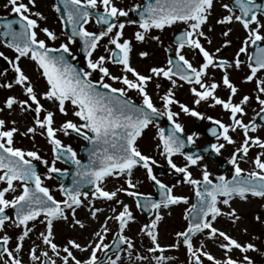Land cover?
I'll list each match as a JSON object with an SVG mask.
<instances>
[{
  "label": "snow or ice",
  "instance_id": "obj_1",
  "mask_svg": "<svg viewBox=\"0 0 264 264\" xmlns=\"http://www.w3.org/2000/svg\"><path fill=\"white\" fill-rule=\"evenodd\" d=\"M216 2L148 0L144 5L136 4L130 11L139 19L132 21L137 24V30L130 39L125 38L126 25L120 22L129 11L118 7L115 0H59L52 6L53 10L61 14L62 25L71 26V32L66 35L65 42L52 47L48 42L57 41L59 36L49 27L41 26L40 22L46 21L47 17L36 10L37 0H7L4 7H10L14 17L0 18L3 20L0 37L4 38L3 47L13 56L0 51V58L10 66L13 76L8 79L6 72L0 71V78H3L0 89L11 91L15 88L19 95H6L0 101V113L7 110L11 116L17 111L32 112L34 116L31 125L22 132L15 119L0 118V185H3L0 186V233H3L0 235V264H125L121 252H126L127 264H170L174 258L163 253L181 247L185 250L186 264H253L247 253L256 251V245L251 241L242 242L215 225L219 218H226L232 226L241 221V215L232 206L237 199L264 201V138L254 135L260 127L257 118L264 121V46H261L264 44V4L257 0L220 3L226 14L215 23L239 25L244 33L230 61L218 54L232 44L231 40L224 39L213 51L204 46L205 42L212 44L209 33L214 28L209 20ZM93 18L97 25L103 26L101 30H88L86 26ZM175 25H183V28L174 35L172 44L164 48L166 53H174L166 59V64L149 67L147 74L133 67V39L140 43L148 39L160 42L159 35L150 33L153 30L163 32ZM232 31L233 28L228 27L221 35L227 38ZM41 34L44 38H40ZM105 38L106 43L102 45ZM77 42L80 44L77 52H82L86 61L81 68L70 63L76 59L72 45ZM249 46L254 52L247 55L248 72L243 82L254 84L259 110L245 122V106L249 105L251 97L243 95L238 102L234 101L239 89L230 79L229 70L241 69V54L248 53ZM100 47H103V54L94 55ZM185 50L194 55L198 53L201 62L194 65L186 58ZM148 55L147 51L139 52L141 58ZM25 60L38 72L43 90L38 91L37 84L22 67ZM109 65L119 66V74H114ZM215 70L221 73L219 82ZM160 78L168 81L170 86L159 97L161 107H157L148 86ZM114 83L120 86L115 87ZM184 85H188L193 105L219 106L227 113L229 122L205 115L197 107L178 101L175 90ZM221 86L228 90L226 98L217 95ZM155 87L159 89L160 83L156 82ZM133 91L140 97L139 103L129 97V92ZM45 103L51 107H46ZM173 105H177L179 111H173ZM181 113L210 122L209 131L216 141L209 146L211 152L219 155L227 146H233L227 161L232 166L230 179L225 175L213 178L206 165L202 166L200 178L193 177L190 168L201 167L202 157L188 154L183 149L186 143L194 144L199 134L192 132L185 140L184 126L179 122ZM57 114L64 117L58 125ZM161 117L167 118L170 125L167 129L155 123ZM150 126L156 128L153 137L156 151L166 160L171 173L182 177L176 183L192 187L195 203L189 205L187 196L174 192L176 183H164L154 173L158 161L143 152L139 144ZM18 133L32 138L36 135L44 137L51 147V162L43 159L37 150L16 147ZM58 133L66 137L74 134L90 146L87 163L78 158L77 152L70 144H65ZM233 133L242 139L237 142ZM253 148L259 151L249 158ZM177 155L183 157L182 165L174 161ZM58 160L75 166L71 185H58L62 199H56L44 185L33 163L39 161L45 165L49 174L47 179L53 178L51 174L67 176L68 169L56 167ZM241 160L252 167L242 168ZM137 169L144 170L146 179L153 182L159 199L137 190L138 181L133 179ZM109 179L120 182L119 186L109 189ZM121 193L132 198L137 209L150 214L138 230L149 241L145 248L147 255L137 251L133 239L125 234L130 222L136 218L129 204L120 198ZM97 201L105 206H96ZM181 204L189 205L183 214L186 226L175 232L171 244L162 245L158 228L163 219L162 210ZM260 207L264 209V203ZM81 208L87 209L86 220L77 218V210ZM8 209L13 210V215H8ZM105 211L111 215L104 216L85 243L75 238H67L63 244L55 242V222L63 221L70 228L85 230L89 221H99ZM253 219L264 225L261 214L254 215ZM110 220L117 226L112 244L105 243L111 231ZM38 225L43 226V230L37 232L41 243L33 242L22 256L25 240L31 239ZM8 226L19 229L13 247H9L13 237L5 232ZM242 232L246 235L247 228ZM209 244L221 251L219 257L209 251ZM110 251L113 255L108 254ZM98 253H103L104 259Z\"/></svg>",
  "mask_w": 264,
  "mask_h": 264
},
{
  "label": "rangeland",
  "instance_id": "obj_2",
  "mask_svg": "<svg viewBox=\"0 0 264 264\" xmlns=\"http://www.w3.org/2000/svg\"><path fill=\"white\" fill-rule=\"evenodd\" d=\"M258 1V0H257ZM7 0H0V17L3 16H8L11 15V11H10V7L9 8H5L4 5L6 4ZM26 2V0H25ZM124 2V0H115V3L117 4L118 7L125 9L124 4H122ZM221 2H229V0H217V2L214 4V8L212 10V16L210 17L209 22L213 25L214 31L209 33L210 38L212 39V44L209 45L206 42L204 43V46L209 50V51H213L215 47H218L222 44L224 39H229L232 41V44L230 46H228L227 48L223 49L221 53H219L218 55L226 58L228 60H232L234 58V54L235 52L238 50L239 46H240V41L242 39V37L244 36L243 30L241 29V27L239 25H218L215 23L216 19L219 18L220 16H222L223 14H226L224 12V10L221 8L220 3ZM53 0H37V8L36 10L41 11L46 17V21H42L41 26H47L49 27L51 30L55 31L57 33V35L59 36V39L55 42H51L49 41V45L52 47H58L59 44L61 42H65L64 41V35L62 33L61 30V25H59V21L58 18L53 10ZM178 26H183V25H175L173 26L171 29H173V31L178 29ZM89 31H95V25L94 23L91 21L87 26ZM228 27L233 28V31L229 34V36L227 38L223 37L221 35V31L224 29H227ZM137 30L136 27H130L129 25H126L125 29H124V36L125 38H133V34L134 32ZM207 30V29H205ZM168 30L164 31L163 34H167ZM162 34V33H161ZM160 32L158 31H152V33H150V35H161ZM40 38H44L43 34H41ZM104 43H106V38L104 41L101 42V44L103 45ZM77 44L72 45V50L73 53L77 55ZM250 51V46L249 49ZM0 51H3L5 53V55H8L9 57L13 56V53L3 47V45L0 42ZM141 51H147L149 53V55L145 58H141L139 56V52ZM188 54V59L190 61L193 62L194 65L198 64V58L196 55H194L192 52L187 51ZM99 54H103V47L98 48L97 52L94 55H99ZM2 59V58H1ZM131 60H132V65L133 67L137 68L139 71L146 73L147 74V70L149 67L151 66H161L166 64V55H165V51H164V47L162 46V43L157 42V41H153L151 39L146 40L143 43L140 42H136L133 39V51L131 53ZM85 62L81 63L80 66L84 67L85 66ZM22 67L24 68V70L26 71V73L31 76L34 80V82L37 84V89L38 91L43 90V81L40 80L38 72L34 71V66L31 62L29 61H22ZM110 70L114 73V74H119V66H113V65H109ZM0 71H4L6 72L7 78L11 79V77L13 76V73L9 67L8 70H3L0 67ZM217 72H219L218 70H215ZM214 71V72H215ZM248 69L246 66H241V69L236 70V69H230L229 70V75L230 77H241L242 79L245 77V75L247 74ZM264 75V74H262ZM95 78V76H94ZM3 78H0V80H2ZM242 81L237 82L238 84L236 85L238 88H240L241 90L238 92L240 93L239 95L243 96V95H249L251 98L255 97L257 95V92L255 91L254 88V84L249 82V83H244ZM159 82L160 83V88L157 89L155 87V83ZM166 83H162V78H160L158 81H154L153 83H150L148 86V91L152 96L153 102L156 104V106L161 102L159 97L161 95L164 94V92L167 90V88L170 86L169 82L166 81ZM109 83H112L111 81H109ZM166 84L167 87H165L164 85ZM113 86L115 87H119V84H113ZM183 91H186L185 89H183V87H178L175 90V98L183 103L188 104L190 107H197V110L204 113V109L207 106V104L202 103L199 106H195L191 103V97L190 94L186 91V93H184ZM226 91V90H225ZM9 94H14V95H19V90L18 89H13L11 91L9 90H3L0 89V101H2L4 99V97L6 95ZM217 95L221 96V98H226L227 97V93L222 95L220 92L217 93ZM129 97L136 101V102H140V97L138 96L137 93L133 92H129ZM21 99H23V96H20ZM236 98V97H235ZM235 101V99H234ZM252 100L250 99V102ZM237 102V101H235ZM249 102V103H250ZM46 107H51L50 105H48L47 103H45ZM172 108L174 109V111H179V108L177 105H173ZM245 110H249L248 106H245ZM205 114V113H204ZM206 115H212L211 110L209 111V113H207ZM0 118H4L7 120H12L15 119L17 121V127L20 128L21 132L24 131L26 126H30L32 123V119L30 116H28L26 113H20L19 111L13 113L11 116H9L7 114V110L4 113H0ZM194 117L191 116H186L183 113H181L180 117H179V122L184 126V135L187 137L188 134H191L192 132H196L199 134L198 139L195 140V143L192 144V146H196V147H203V145H205L207 142L208 143H215V139L214 140H209L207 139L206 135L202 134L201 131L204 130V128H206L209 125V121L204 119L202 120L200 123H194L193 121ZM64 119V117L60 116L59 114H57L56 116V122L57 125L61 122V120ZM156 132V128L154 126H150L148 129L145 130L143 137L140 139L139 144H140V148L143 152H145L146 154L149 155H153L154 158L158 161V165L159 166H154V173L157 175V168L161 167L164 170V175L162 177H159L157 175V177L159 179H161L164 183H167L169 185H172L174 183H176L178 180L182 179V177L177 176V175H173L170 171V169L168 168L167 164H165L161 158V156L158 154V152L155 149V143L156 141L153 139L154 135ZM59 137L62 139V141L65 144H70L73 149L77 152L78 158L80 160H83V158L79 155V151L82 147L85 146V141L81 138H78L74 135H72L71 137H66L63 136L62 134H59ZM233 137L237 140V142H239L242 137L236 133L232 134ZM254 135H259L262 138H264V129L258 128L257 132ZM15 146L19 147L21 149L24 150H37L39 152V154L43 157V159L48 160L49 162H51L52 160V153H51V147L50 145L47 143L46 139L42 136L36 135L35 138H32L31 136H21L18 134H16L15 136ZM227 151L224 152L222 150L221 155H230V153L232 152L233 146H228V148L226 147ZM259 149L253 148L250 150L249 152V158H251L256 152H258ZM228 157V156H226ZM174 161L177 164H183V158L180 156H175ZM227 159V158H226ZM39 169H40V174L41 178L44 182V185L49 187L51 193L56 197V199H62L60 192L58 191V185L59 183L56 182L54 179H47L46 177L47 175V168L45 167L44 164L40 163L39 161H34L33 162ZM209 164V165H208ZM199 165L201 167L198 166H192L190 168V171L193 174V177L195 178H200L201 176V171H202V166H207L209 172L212 173V175L217 174L218 170L216 168L217 167V163H210L208 158H202L199 161ZM240 166L246 170L250 169L252 167V165L250 163H246V162H240ZM56 167L61 168V169H68V166H65L64 164H62L60 161L56 162ZM174 177H177L178 179H175ZM134 182L138 181V191L145 193V194H151L152 197H154L155 193H154V189L152 187V185L150 184V182L146 179V176L144 174V170L142 169H137L134 173ZM118 181L109 179V181L107 182V187L109 189H113L114 186H119ZM3 186V185H0ZM174 192L176 194L179 195H184L187 196L189 199V205L192 204V191L190 189V185H186V184H182V183H176V188L174 189ZM9 198H11V196H9ZM120 198L127 204H129L131 211L133 212V215L135 216V221L134 222H130L129 228L126 229L125 234L127 236H129L130 238L133 239V241L136 244V250L141 252L144 255H147L145 248L148 245L149 241L147 240L146 237H142L141 234H139V228L145 223L147 222V220L149 219V217H145L144 214H142L137 207L135 206V202L132 200V198L127 197L125 195H123L122 193L120 194ZM264 203V201H260L259 199L253 198L250 199L248 202H243V201H239L238 199L232 204L233 207H235L238 211V213L241 215L242 219L241 221H239L235 226L230 225V223L227 221L226 218H219L218 222L216 223V227L222 228L226 231H228L231 235L235 236L236 238L240 239L242 242H248L251 241L252 243H254L256 245V251H249L247 253V255L252 259L253 264H264V230H261L260 225L253 219L254 215L256 214H261L262 216H264V209H262L260 207V205ZM189 205H177V206H171L169 209H165L162 210V215H163V219L162 221L159 223L158 228H159V240L160 243L162 245H168L171 244L174 240H175V232L183 230V228L186 226V221L183 219V214L184 211L187 207H189ZM239 205V206H237ZM96 206L98 207H104L105 205L103 204V202L101 201H97L96 202ZM241 206V207H240ZM247 206V207H246ZM223 207V206H222ZM79 215H80V219L82 220H86L88 218V212L87 209L85 208H81L77 210ZM8 215H13L12 212L10 211V209L7 210ZM108 213V215H111L110 212L106 211ZM91 222V221H90ZM95 223H99L102 222L101 220L99 221H94ZM109 227L111 229V231L109 232L105 243L111 244L113 241V237L117 231V226L116 223L114 221H109L108 222ZM68 226L67 223L63 222V221H57L54 223V233H55V242L57 244H63L65 242V240L70 237V235H66L63 236V229H68L70 227H66ZM244 228H247L248 232L247 234H243L242 230ZM96 228L91 227H86L85 230H80L79 234L73 235L71 236V238H75L78 241L85 243L87 241V239L89 238L90 233ZM39 230H43V226L42 225H38L37 230L34 231L31 234V239H26L24 242V251L23 254L25 256L29 246L35 242L36 244H40V240L37 238V232ZM5 232L13 237V240L10 241V245L9 247H13L14 243H15V237L19 232V229H15L11 226H8L5 228ZM3 233H0V235H2ZM252 237H257L258 239H252ZM143 245V247L141 246ZM209 248L213 251V250H218L220 252L219 255H221V251L212 244H209ZM166 256H171L173 257V261L170 262V264H186V254H185V250L181 247L178 250H167L165 253H163ZM76 255L78 256H83L84 254H80V253H76ZM98 255L100 256V253H98ZM235 256H238V253H234ZM121 256L125 257V259L127 258V254L126 252H121ZM114 258V257H113ZM125 264H127V262H125Z\"/></svg>",
  "mask_w": 264,
  "mask_h": 264
},
{
  "label": "flooded vegetation",
  "instance_id": "obj_3",
  "mask_svg": "<svg viewBox=\"0 0 264 264\" xmlns=\"http://www.w3.org/2000/svg\"><path fill=\"white\" fill-rule=\"evenodd\" d=\"M141 1L142 0H124V2L122 3V4H124V7H125V10H128L129 11V15H131L132 14V11H130V9L134 6V5H136V4H141ZM60 25V24H59ZM182 28H183V26H178V29L177 30H175V31H173V29H171V28H166L164 31H166V30H168V33L167 34H163V32H160V43H162V46L165 48L166 46H169V45H171L172 44V41H173V37H174V35H175V33H177L178 31H180V30H182ZM154 31H156V30H154ZM159 32V31H158ZM64 35V34H63ZM65 39H66V36L64 35V41H65ZM75 45V44H74ZM188 50H185V54H186V58H188V52H187ZM165 55H166V59L169 57V55L170 56H173L174 55V53H166L165 52ZM247 55H249L248 53H246L245 54V56L243 57V60H242V65L241 66H246V62H247ZM202 60V59H201ZM214 75H215V77H216V79H217V81L219 82V78H220V76H221V73L220 72H217V71H215L214 72ZM230 79L232 80V82L235 84V85H237L238 83L237 82H239V81H242V80H244V78L242 79L241 77H230ZM162 82H164L165 83V80L164 79H162ZM167 84V83H166ZM166 84H165V87H167L166 86ZM183 89H185L187 92H188V85H184L183 86ZM239 89V91L241 90L240 88H238ZM226 90V91H225ZM186 91H183L184 93H186ZM227 89H225V88H223V86H221L218 90H217V93L218 92H220L222 95H224V94H226L227 93ZM189 93V92H188ZM240 93H237V96H236V98H234L235 99V101H237L238 102V100H239V98L242 96H240L239 95ZM251 102L249 103V105H247L248 106V111L247 110H245L246 111V113H247V115L244 117V120H245V122H248L250 119H252L254 116H255V112L256 111H258L259 109H258V105H257V103H256V101H255V97L253 98H251ZM157 107H161V102L157 105ZM211 110V113H212V115L211 116H213L214 118H216V119H222L225 123H228L229 121H228V115H227V113H225V112H223L222 110H221V108L219 107V106H217V107H215V108H211V107H208V105L205 107V109L203 110L204 111V113H205V115L207 114V113H209V111ZM173 111H174V109H173ZM202 120H200V119H198V123H200ZM261 120H259V118H257V123H258V125H260V127H258V128H261V129H264V124H260L259 122H260ZM209 124H210V122H208ZM159 124V123H158ZM161 127H162V124H159ZM227 148H228V146H227ZM233 150V149H232ZM223 151L224 152H226L227 151V149L225 148V149H223ZM230 155H231V153H230ZM230 155H218V156H220L221 158H223L224 160H228V158L230 157ZM226 156H228V157H226ZM204 158H208L209 159V161H210V163H215V161L211 158V155H207V156H205ZM203 158V159H204ZM227 158V159H226ZM240 162H245L244 160H241ZM209 165V164H208ZM217 167H218V163H217ZM230 168H232V166L230 167ZM217 170H218V168H216ZM218 172V171H217ZM225 174H227V171L225 172ZM201 177V176H200ZM196 178V177H195Z\"/></svg>",
  "mask_w": 264,
  "mask_h": 264
},
{
  "label": "water",
  "instance_id": "obj_4",
  "mask_svg": "<svg viewBox=\"0 0 264 264\" xmlns=\"http://www.w3.org/2000/svg\"><path fill=\"white\" fill-rule=\"evenodd\" d=\"M56 1V4H58L59 3V0H55ZM148 2V0H144V4H146ZM153 2H154V0H153ZM257 3H260V4H264V0H259ZM143 4V5H144ZM60 7H61V9H63V5H60ZM58 15H59V18H60V16H61V14L60 13H58ZM134 17L137 19V21H138V15L136 14V13H134ZM13 18V17H12ZM94 19V18H93ZM95 20V19H94ZM132 20L133 19H131V20H128L129 22H132ZM3 22V20H0V23H2ZM120 22H125V17H121L120 18ZM99 26V28L100 29H102V27L103 26H101V25H98ZM63 27H64V32L66 33V35H68V34H70V32H71V26L70 25H67V26H64L63 25ZM1 38V41H3V39L4 38H2V37H0ZM79 43V42H78ZM80 45V44H79ZM264 46V45H263ZM85 60V58H84V56H83V53L82 52H78V57L75 59V60H70V63H72L74 66H76L77 68H79L78 67V64L80 63V62H82V61H84ZM0 63H1V65H2V67L3 68H6V66H7V64H5L4 62H2V61H0ZM30 114H32V117L34 116V114L33 113H31V112H29ZM157 121H159V122H164V128H168L170 125H169V122L167 121V120H165V119H163V117H161V118H159ZM211 128V127H210ZM210 128H208V129H206L205 130V132H210L209 131V129ZM210 135V134H209ZM210 137L211 138H213V136L212 135H210ZM185 138V140H186V137H184ZM210 145L209 144H207V145H205L203 148H194V147H191L190 145H187V143H186V146H185V148L183 149V151L184 152H186V153H188V154H193V155H200V156H203V155H206V154H208V153H211V155H215L213 152H211V150H210V147H209ZM89 145H87V143H86V146L84 147V148H82L81 149V151H80V154H81V156L84 158V160L82 161L83 163H87V160H88V150H89ZM205 148H209V151H205ZM61 161V160H60ZM62 162V161H61ZM64 164H66L67 166H69L70 167V170L68 171V175L67 176H64V177H59V176H57L56 174H51L52 175V177H53V179H55L56 181H58L59 183H63V184H65L66 186H70L71 185V183H72V179H73V175H72V173L74 172V170H75V166H73V165H71V164H69V163H65V162H63ZM228 165H225V166H222L221 167V170H222V174L221 175H224L225 173H224V171H225V169H226V167H227ZM37 168V172H40V169L38 168V167H36ZM48 174V173H47ZM160 174H162V172H160ZM232 174V173H231ZM231 174H230V177H229V179L231 178ZM49 175V174H48ZM215 178V177H214ZM153 183V182H152ZM154 186V185H153ZM154 188H155V191H156V198H154V199H159V195H158V191H157V189H156V187L154 186ZM85 190H88V189H85ZM196 202V198H195V195H194V198H193V203H195ZM141 212H143V213H145V215L148 217L150 214L149 213H146V212H144V211H142L141 209H139ZM13 211V210H12ZM123 247V246H122ZM109 255H113V253L110 251L109 253H108ZM101 259H104V255H103V253H102V255H101Z\"/></svg>",
  "mask_w": 264,
  "mask_h": 264
},
{
  "label": "bare ground",
  "instance_id": "obj_5",
  "mask_svg": "<svg viewBox=\"0 0 264 264\" xmlns=\"http://www.w3.org/2000/svg\"><path fill=\"white\" fill-rule=\"evenodd\" d=\"M131 62H132V60H131ZM236 201V200H235ZM235 201H233V203L235 202ZM237 206H239V205H237ZM241 207V206H240ZM247 207V206H246ZM105 215H108V213L105 211V213H103V214H101L100 215V220L101 221H103V219H104V216ZM77 218H79L80 219V215H79V213H78V211H77ZM259 224V223H258ZM260 225V228H261V230H264V225H261V224H259ZM87 226L88 227H93V228H97L98 227V223H95L94 221H89L88 222V224H87ZM66 227H69V226H66ZM79 232H80V229H73V228H69L68 229V231H67V229H63V233H62V235L63 236H66V235H70V237H68V238H71V236H73V235H76V234H79ZM73 238V237H72ZM82 243V242H81ZM209 251H211L214 255H216V256H220L219 254H220V252L218 251V250H211L210 248H209ZM21 255L22 256H24V254H23V252L21 253ZM122 259L124 260V262H127V258L125 259V257H122Z\"/></svg>",
  "mask_w": 264,
  "mask_h": 264
}]
</instances>
